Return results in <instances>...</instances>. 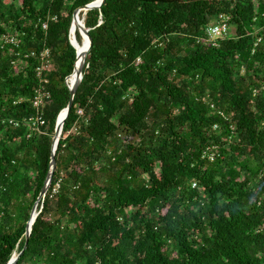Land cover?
<instances>
[{
    "label": "trees",
    "instance_id": "1",
    "mask_svg": "<svg viewBox=\"0 0 264 264\" xmlns=\"http://www.w3.org/2000/svg\"><path fill=\"white\" fill-rule=\"evenodd\" d=\"M94 1L0 0V264L25 247L73 13ZM221 15L235 34L210 41ZM82 18L92 48L16 264H264V0H106Z\"/></svg>",
    "mask_w": 264,
    "mask_h": 264
},
{
    "label": "water",
    "instance_id": "2",
    "mask_svg": "<svg viewBox=\"0 0 264 264\" xmlns=\"http://www.w3.org/2000/svg\"><path fill=\"white\" fill-rule=\"evenodd\" d=\"M105 2H106V0H96V1L92 2L91 4H88V5L84 6V7L76 9L74 11V13H73V22H72V26H71V29H70V44L76 50L77 58H76V63H75V67H74V71H73L72 75H70L66 79V83L67 82L70 83V85H69L70 101H69V104H68L67 108L64 109L59 114V116L57 118L56 127H55V134H54V137H53V146H52V153H51V161H50V165H49V172H48V174L46 176V180H45L44 186L42 188V191H41V193H40V195L38 197V200H37V202L35 203V205H34V207L32 209L30 220L27 223L26 234H25V236H26L25 247H24V249L22 250V252L20 254L14 255L8 264H16L18 259L22 255V253L25 251V249L27 247V244H28V241H29V238L31 236L32 226L35 223V220H36V218L38 216L37 206H38V204L40 202L44 201V199H45V197H46V195H47V193L49 191V188L51 186V182H52L55 170H56L55 153H56V150H57V146H58L59 140H60L62 132H63V127H64V124H65V121H66V119L69 116L70 110H71V108L73 106L74 98L76 96L78 88H79V86L81 84V81L83 79V71H84V66H85V63H86L87 55H88V53L90 52V50L92 48V39H91V37L89 35V29L85 28L84 18H82L79 21L80 13H83V15H85L86 12H88V11H91V10H94V9H100L104 5ZM75 22H78V30H79V33H80L81 37L83 38V35H84V36L87 37V40H88L87 47L84 50H82L81 52H79L77 50V45H76L77 41L75 40V37H72V28H74V23ZM80 56L83 59V62L81 64L80 68H77V61L80 58Z\"/></svg>",
    "mask_w": 264,
    "mask_h": 264
},
{
    "label": "built area",
    "instance_id": "3",
    "mask_svg": "<svg viewBox=\"0 0 264 264\" xmlns=\"http://www.w3.org/2000/svg\"><path fill=\"white\" fill-rule=\"evenodd\" d=\"M44 29H46V26H44ZM228 30H229L228 19L225 16L221 15V16H219V18L215 24L208 27V29L206 30V33H207L208 39L211 41L215 38L226 36L228 34ZM11 42L14 43V40L11 39ZM31 55L35 56L34 53H32ZM40 57L42 59L43 64H42V66H40L37 69L39 76L42 74L43 68H47L51 63L49 50L43 52ZM67 85L69 87L70 83L67 82ZM49 97H50L49 94L45 90H38L36 92V97L34 99V107L37 108L39 110V112H42V109L45 106V101L48 100ZM80 114H81V112H80ZM8 123H9V125H12L15 127L19 126V123L15 122L13 120H10ZM30 124L32 127L35 128V130H38L40 126L44 125V121H43L42 117L39 116L37 118L30 119ZM194 186H195V184H194ZM57 189H58V186L56 187L54 192H56Z\"/></svg>",
    "mask_w": 264,
    "mask_h": 264
},
{
    "label": "bare ground",
    "instance_id": "4",
    "mask_svg": "<svg viewBox=\"0 0 264 264\" xmlns=\"http://www.w3.org/2000/svg\"><path fill=\"white\" fill-rule=\"evenodd\" d=\"M77 29H78V24H77ZM72 37H75V40H76V34H75V23H74V28H72ZM72 39H73V38H72ZM83 39L85 40L86 46H85L84 44L80 45L78 42H76V43H77V44H76V45H77V50H78L79 52H81L82 50H84V49L87 47V45H88L87 37L83 35L82 40H83ZM76 41H77V40H76ZM82 62H83V59H82L81 56H80V58H79L78 61H77V68H80Z\"/></svg>",
    "mask_w": 264,
    "mask_h": 264
},
{
    "label": "rangeland",
    "instance_id": "5",
    "mask_svg": "<svg viewBox=\"0 0 264 264\" xmlns=\"http://www.w3.org/2000/svg\"><path fill=\"white\" fill-rule=\"evenodd\" d=\"M235 34V30H234V28H232V27H229V30H228V36H233Z\"/></svg>",
    "mask_w": 264,
    "mask_h": 264
}]
</instances>
